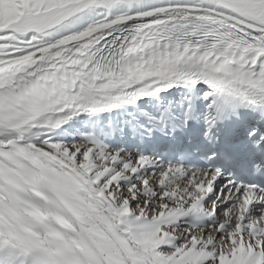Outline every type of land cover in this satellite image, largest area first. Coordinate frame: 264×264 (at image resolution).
<instances>
[{
	"label": "snow or ice",
	"instance_id": "6c2138e0",
	"mask_svg": "<svg viewBox=\"0 0 264 264\" xmlns=\"http://www.w3.org/2000/svg\"><path fill=\"white\" fill-rule=\"evenodd\" d=\"M0 264H264V0H0Z\"/></svg>",
	"mask_w": 264,
	"mask_h": 264
}]
</instances>
